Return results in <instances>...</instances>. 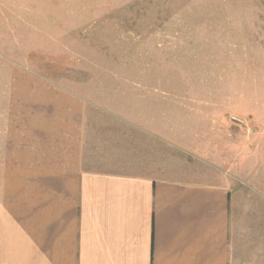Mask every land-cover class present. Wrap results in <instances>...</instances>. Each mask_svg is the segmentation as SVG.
<instances>
[{"label": "rangeland", "instance_id": "1", "mask_svg": "<svg viewBox=\"0 0 264 264\" xmlns=\"http://www.w3.org/2000/svg\"><path fill=\"white\" fill-rule=\"evenodd\" d=\"M39 83L88 167L227 187L229 264H264V0H0V154Z\"/></svg>", "mask_w": 264, "mask_h": 264}, {"label": "crops", "instance_id": "2", "mask_svg": "<svg viewBox=\"0 0 264 264\" xmlns=\"http://www.w3.org/2000/svg\"><path fill=\"white\" fill-rule=\"evenodd\" d=\"M36 89L0 154V264H229L227 187L88 167L83 103Z\"/></svg>", "mask_w": 264, "mask_h": 264}]
</instances>
